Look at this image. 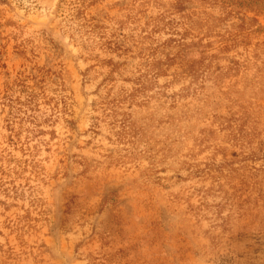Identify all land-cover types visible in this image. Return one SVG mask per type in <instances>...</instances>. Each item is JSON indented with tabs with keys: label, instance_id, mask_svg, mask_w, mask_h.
<instances>
[{
	"label": "rangeland",
	"instance_id": "374dc122",
	"mask_svg": "<svg viewBox=\"0 0 264 264\" xmlns=\"http://www.w3.org/2000/svg\"><path fill=\"white\" fill-rule=\"evenodd\" d=\"M0 264H264V0H0Z\"/></svg>",
	"mask_w": 264,
	"mask_h": 264
}]
</instances>
